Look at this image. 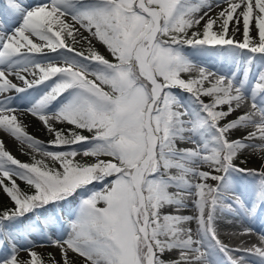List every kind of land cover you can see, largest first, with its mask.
<instances>
[{"label": "snow or ice", "instance_id": "snow-or-ice-1", "mask_svg": "<svg viewBox=\"0 0 264 264\" xmlns=\"http://www.w3.org/2000/svg\"><path fill=\"white\" fill-rule=\"evenodd\" d=\"M0 132V264H264V0H0Z\"/></svg>", "mask_w": 264, "mask_h": 264}, {"label": "rangeland", "instance_id": "rangeland-1", "mask_svg": "<svg viewBox=\"0 0 264 264\" xmlns=\"http://www.w3.org/2000/svg\"><path fill=\"white\" fill-rule=\"evenodd\" d=\"M97 46L100 47L99 45H97ZM101 51H103V48H101ZM22 119H23L24 123L28 126L27 130L29 131V133H31V134H33V135H35L41 139L46 140L48 138L46 136V134L43 132V130L41 129L39 122L36 121L34 118H32L31 116H24V117H22ZM0 138H2L4 140L6 148L9 151H11L12 154L15 155L18 159L23 160V161L28 160V156L22 155L21 152L18 150V148H19L18 142L15 141L14 138H11L10 136H8L7 134H4L2 132H0ZM0 200L4 201V203H7V200L3 196L2 193H0Z\"/></svg>", "mask_w": 264, "mask_h": 264}, {"label": "trees", "instance_id": "trees-1", "mask_svg": "<svg viewBox=\"0 0 264 264\" xmlns=\"http://www.w3.org/2000/svg\"><path fill=\"white\" fill-rule=\"evenodd\" d=\"M23 161V160H22ZM21 183V182H20ZM21 187H24L23 183H21Z\"/></svg>", "mask_w": 264, "mask_h": 264}, {"label": "bare ground", "instance_id": "bare-ground-1", "mask_svg": "<svg viewBox=\"0 0 264 264\" xmlns=\"http://www.w3.org/2000/svg\"><path fill=\"white\" fill-rule=\"evenodd\" d=\"M39 125V124H38ZM253 163H255V161H253Z\"/></svg>", "mask_w": 264, "mask_h": 264}]
</instances>
